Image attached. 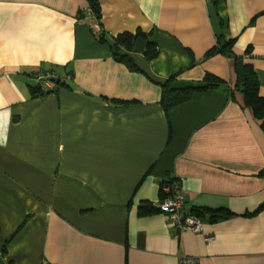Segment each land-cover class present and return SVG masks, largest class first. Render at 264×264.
<instances>
[{"label":"crops","instance_id":"crops-1","mask_svg":"<svg viewBox=\"0 0 264 264\" xmlns=\"http://www.w3.org/2000/svg\"><path fill=\"white\" fill-rule=\"evenodd\" d=\"M96 1L105 41L89 0H0V264H264V129L237 88L242 62L264 97V0ZM138 32L135 70L112 44ZM40 70L70 76L34 96ZM169 80L219 85L166 112ZM168 177L229 216L176 237Z\"/></svg>","mask_w":264,"mask_h":264},{"label":"trees","instance_id":"trees-1","mask_svg":"<svg viewBox=\"0 0 264 264\" xmlns=\"http://www.w3.org/2000/svg\"><path fill=\"white\" fill-rule=\"evenodd\" d=\"M90 8L95 16V18L100 22L101 12L99 3L96 0H89ZM141 32L136 34L124 33L117 36L112 44V50L114 57L126 64L129 68L140 70L136 65L134 59L130 55L137 38ZM101 41H105L104 33L100 37ZM124 48L126 50H124ZM226 49V48H224ZM219 51H224L223 48H220ZM159 53V50L154 42H149L147 45L146 55L149 59L155 58ZM212 53V52H210ZM55 72L54 70H51ZM58 74L59 83L54 85L56 86L66 85L67 80L66 76H70L69 73L56 72ZM56 79V78H55ZM218 83H212L209 80H206L201 83L191 84L187 86H179L173 83L172 81L166 82L163 87V95L161 103L166 112L171 108L178 106L189 100L196 91H204L210 87L218 86ZM52 89H43L42 86L38 83L31 85V91L34 96L45 95L46 93L52 92ZM237 88L240 90L245 98V104L249 107L253 113L261 120L262 128L264 129V97L260 95V84L256 73L253 71L251 65L243 64L238 62L237 64ZM264 207V205L262 206ZM191 212L201 218L206 222L208 221H218L229 216L227 212L212 211L206 210L204 208L192 209Z\"/></svg>","mask_w":264,"mask_h":264},{"label":"built area","instance_id":"built-area-1","mask_svg":"<svg viewBox=\"0 0 264 264\" xmlns=\"http://www.w3.org/2000/svg\"><path fill=\"white\" fill-rule=\"evenodd\" d=\"M86 18L92 32L100 38L103 30L91 8L87 10ZM33 77L36 83L40 84L43 89H52L57 75L51 70H40L33 74ZM161 188L162 197L157 203V207L165 215L168 227L175 230V236L179 237L185 231L202 233L205 221L187 209L185 205L186 194L183 189L182 180L171 177L165 178L162 180ZM210 239L212 238H208L207 240ZM181 262L182 264H195L198 262V259L195 257H184L181 258Z\"/></svg>","mask_w":264,"mask_h":264},{"label":"water","instance_id":"water-1","mask_svg":"<svg viewBox=\"0 0 264 264\" xmlns=\"http://www.w3.org/2000/svg\"><path fill=\"white\" fill-rule=\"evenodd\" d=\"M54 81H55L56 83H59V79H57V78H56Z\"/></svg>","mask_w":264,"mask_h":264}]
</instances>
